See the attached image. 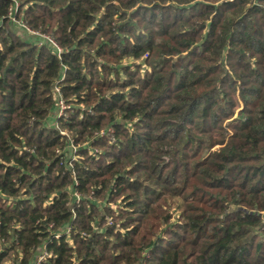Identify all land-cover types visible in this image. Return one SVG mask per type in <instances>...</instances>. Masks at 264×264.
<instances>
[{
	"label": "trees",
	"instance_id": "16d2710c",
	"mask_svg": "<svg viewBox=\"0 0 264 264\" xmlns=\"http://www.w3.org/2000/svg\"><path fill=\"white\" fill-rule=\"evenodd\" d=\"M13 1L0 264H264V0Z\"/></svg>",
	"mask_w": 264,
	"mask_h": 264
},
{
	"label": "built area",
	"instance_id": "2783aa9c",
	"mask_svg": "<svg viewBox=\"0 0 264 264\" xmlns=\"http://www.w3.org/2000/svg\"><path fill=\"white\" fill-rule=\"evenodd\" d=\"M13 5L10 7V10L8 12V19L13 23L16 24L18 27H20L22 30H24L27 35L29 36H34V37H39L42 42L47 43L50 47H52L55 50V53L57 55L58 58H60V53H61V49L55 44V42L53 41V39L45 34H41L40 32L36 31V30H32L30 29L22 20L16 18L18 9H19V4L17 1H13ZM40 44V43H39ZM53 99H54V112H55V117L56 118H62L65 119L68 117L69 112L71 111V106L67 105V103L61 99L60 95H59V88L57 86L54 85L53 87ZM111 133L112 129H107V133ZM105 131L101 130L100 132H98L95 136L96 137H100V136H104L105 134H107ZM60 134L65 136V138L69 141V143L72 144V140L70 138V135L68 133L62 132V130L60 131ZM70 139V140H69ZM76 148V147H74ZM79 202V196L75 195V203ZM107 221V225H111L113 224L112 219L109 218L106 220ZM118 227V225H116ZM55 237H58V235H55ZM44 260V256L40 255L37 258V261L35 264H40L42 261Z\"/></svg>",
	"mask_w": 264,
	"mask_h": 264
},
{
	"label": "rangeland",
	"instance_id": "374dc122",
	"mask_svg": "<svg viewBox=\"0 0 264 264\" xmlns=\"http://www.w3.org/2000/svg\"><path fill=\"white\" fill-rule=\"evenodd\" d=\"M14 25H15L14 26V32H16L20 35V33H22L23 30L20 27H18L16 24H14ZM54 114H55V112H54ZM52 117H53V115H52ZM52 124L54 125L53 122H49V126H53ZM60 130H62V132H65V130H63V129H60ZM166 202H167V204L165 205V207L168 208V210L172 214V217L174 218V220H176L182 211V201L180 199L167 198ZM120 206H121V204H120ZM109 207L112 210H117L119 205L110 204Z\"/></svg>",
	"mask_w": 264,
	"mask_h": 264
}]
</instances>
